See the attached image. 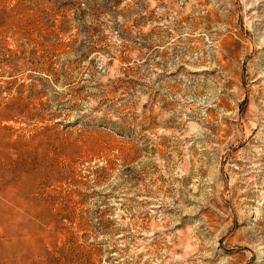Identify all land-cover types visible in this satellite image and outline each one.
Instances as JSON below:
<instances>
[{
  "label": "rangeland",
  "instance_id": "rangeland-1",
  "mask_svg": "<svg viewBox=\"0 0 264 264\" xmlns=\"http://www.w3.org/2000/svg\"><path fill=\"white\" fill-rule=\"evenodd\" d=\"M0 264H264V0H0Z\"/></svg>",
  "mask_w": 264,
  "mask_h": 264
}]
</instances>
